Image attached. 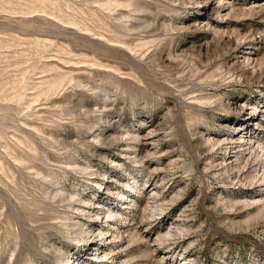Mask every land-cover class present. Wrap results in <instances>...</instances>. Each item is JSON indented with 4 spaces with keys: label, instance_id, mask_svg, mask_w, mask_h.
<instances>
[{
    "label": "rangeland",
    "instance_id": "1",
    "mask_svg": "<svg viewBox=\"0 0 264 264\" xmlns=\"http://www.w3.org/2000/svg\"><path fill=\"white\" fill-rule=\"evenodd\" d=\"M0 264H264V0H0Z\"/></svg>",
    "mask_w": 264,
    "mask_h": 264
}]
</instances>
